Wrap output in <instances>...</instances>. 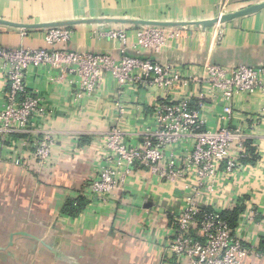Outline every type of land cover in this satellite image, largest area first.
<instances>
[{"label":"crops","instance_id":"obj_1","mask_svg":"<svg viewBox=\"0 0 264 264\" xmlns=\"http://www.w3.org/2000/svg\"><path fill=\"white\" fill-rule=\"evenodd\" d=\"M250 1L264 0H237L229 10H238ZM217 2L0 0V18L24 24L92 19L198 21L214 17ZM125 28L129 36L127 47L100 38L99 31L109 30L104 26H71L67 47L77 53L151 58L171 65L185 77L199 75L208 63L224 67L264 66V9L205 31L184 30L181 44L171 43L158 52L138 47L136 35L141 28ZM46 31L0 26V46L13 50L48 49ZM5 71L0 66V102L8 92ZM58 79L57 72L48 67L26 68V90L40 99L49 113L47 118L35 117L29 133L0 138V264H24L15 250L25 245L37 249L38 259H48L50 264H180L163 248L172 216L185 201L180 184L175 186L137 166L124 190L109 203L92 205L88 199V184L103 165L101 149L106 133L114 126L124 132H136L153 123L151 106L156 94L137 87L118 95L115 81L106 77L96 95L75 104L72 99L76 86L69 78ZM174 98L203 102L201 116L211 130L227 127L246 137L242 148L233 146L230 151V157L241 163V171L229 176L231 181L228 175H222L215 189L210 194L202 192L198 201L218 212L238 207L241 215L256 213L254 222L247 224L238 236L248 246L260 248L264 242V91L223 101L203 84L190 83L178 90ZM227 106L229 114L224 113ZM119 107L123 112H119ZM46 132L52 133L56 141L49 170L39 175L30 140ZM172 152L182 155L185 145L178 142L170 148L169 153ZM15 158L25 160L26 167L14 166ZM68 203L72 204L71 211L66 208ZM75 204L82 208L77 211ZM248 263L264 264V255L250 258Z\"/></svg>","mask_w":264,"mask_h":264},{"label":"built area","instance_id":"obj_2","mask_svg":"<svg viewBox=\"0 0 264 264\" xmlns=\"http://www.w3.org/2000/svg\"><path fill=\"white\" fill-rule=\"evenodd\" d=\"M223 2L225 5L218 10L219 14L229 10L230 3ZM183 31L141 29L136 43L141 50L158 52L171 43L181 44L185 39ZM71 36L68 28H54L45 32L48 49L13 50L0 46V66L6 70L8 81V92L0 102V138L29 133L35 117L47 118L49 112L41 100L25 88V70L30 66L48 67L57 72L58 80L69 78L77 88L72 99L75 104L86 96L96 95L106 77L115 81L118 95L137 87L154 92L153 123L136 132H124L114 126L106 133L101 149L103 165L88 184L89 203L106 205L117 192L124 190L134 169L143 167L161 180L175 186L180 184L185 193L183 206L172 216L163 247L169 256L180 264H249L250 258H260L262 253L258 248L248 246L238 236L239 231L254 222L256 213L241 215L232 232L217 210L198 201L202 192L210 194L215 189L222 175H228L231 181L229 176L241 171V163L230 157V151L233 146L242 148L246 137L241 131L227 127L211 130L201 116L203 102L192 103L187 98L175 100L174 96L190 83L203 84L223 101L264 91V66L224 67L208 63L199 75L185 77L171 65L149 58L128 55L116 58L106 53L71 51L67 47ZM98 36L118 41L123 47L129 41L125 30L99 31ZM119 112H123L121 107ZM224 113H230L228 106ZM30 141L35 170L43 175L49 170L55 136L46 132ZM178 142L185 145V152L169 153ZM13 165L25 168L27 162L15 158Z\"/></svg>","mask_w":264,"mask_h":264},{"label":"water","instance_id":"obj_3","mask_svg":"<svg viewBox=\"0 0 264 264\" xmlns=\"http://www.w3.org/2000/svg\"><path fill=\"white\" fill-rule=\"evenodd\" d=\"M264 9V1L262 2H247L246 5L240 7L238 10H227L226 12L217 14L211 19L207 20H198V21H184V22H162V21H140V20H127V19H92V20H76L62 23H52V24H24L13 22L9 20H4L0 18V26L7 28H15L21 30H30V29H54V28H68L71 26L79 24H95L106 27V29H116V30H125L126 26L129 25L133 28L141 29H171V30H195L199 29L202 31L207 30L211 27H219L225 24L226 22L238 20L247 15L256 13ZM114 26H119L120 28H115ZM240 66V65H237ZM236 66V67H237ZM247 66V65H246Z\"/></svg>","mask_w":264,"mask_h":264},{"label":"rangeland","instance_id":"obj_4","mask_svg":"<svg viewBox=\"0 0 264 264\" xmlns=\"http://www.w3.org/2000/svg\"><path fill=\"white\" fill-rule=\"evenodd\" d=\"M241 1H243V0H241ZM236 2H237V0H225V3L227 5H229V3L231 5L232 3H236ZM221 3H223V4H221ZM223 5H225L223 0H218V2L216 4L217 11L219 9L221 10ZM15 253L17 256L18 255L20 256V258L23 260L24 264H50L48 259H46V260L38 259L37 254H35V253H38L37 249L33 250V249H31V247L26 246V245L19 247V249H16Z\"/></svg>","mask_w":264,"mask_h":264},{"label":"trees","instance_id":"obj_5","mask_svg":"<svg viewBox=\"0 0 264 264\" xmlns=\"http://www.w3.org/2000/svg\"><path fill=\"white\" fill-rule=\"evenodd\" d=\"M147 59V58H146ZM151 59V58H150ZM18 135L21 134H11V137H17ZM75 208L76 210H80L82 207L77 204H75ZM70 207H72V204L68 203L66 208L69 210ZM71 211V210H69ZM211 211V210H208ZM220 218L224 221L227 222L229 229L234 232L238 226V220L241 216V209L240 208H234L233 210H225V211H221L218 213ZM258 250L264 255V242L261 244L260 248H258Z\"/></svg>","mask_w":264,"mask_h":264}]
</instances>
